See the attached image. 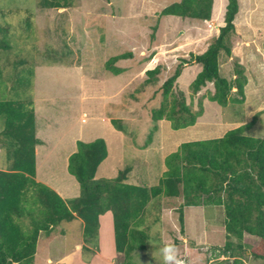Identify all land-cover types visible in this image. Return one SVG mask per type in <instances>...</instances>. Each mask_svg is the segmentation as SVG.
I'll return each mask as SVG.
<instances>
[{"label":"rangeland","instance_id":"374dc122","mask_svg":"<svg viewBox=\"0 0 264 264\" xmlns=\"http://www.w3.org/2000/svg\"><path fill=\"white\" fill-rule=\"evenodd\" d=\"M177 1L0 0V100L19 101L37 112L47 123L49 151L55 156V176L38 180H60L78 140L106 142L108 155L98 166L96 180L114 178L128 167L124 182L151 187L164 176L167 156L184 142L219 138L250 122L245 134L264 138V0H238L228 39L231 54L222 51L219 57L220 73L229 80L238 64L244 68V100L237 102L233 93L226 105L213 101V83L192 92L190 85L202 66L184 63L168 109L182 93L191 111H200L196 123L175 129L163 118L153 129L152 112L162 100L163 82L184 59L203 53L225 24L227 0H214L209 20L159 15ZM120 54L129 55L114 62L121 69L114 74L107 61ZM157 67L159 73L150 81L146 71ZM5 166L0 159V168ZM73 195L68 192L66 201ZM181 204L182 198L164 196L149 203L139 222L149 241L145 250L132 253L129 264H164L162 249L168 245L175 248L178 264H225L227 257L217 256L227 238L223 207H184L181 229ZM17 221L26 231L31 228L28 219ZM81 222L62 221L40 232L34 260L23 264H45L46 255L56 259L71 251L84 240ZM257 241L256 236L244 235L241 242L248 247L241 264H264L249 252ZM97 250L89 249L83 258L95 264H122L123 255L115 249Z\"/></svg>","mask_w":264,"mask_h":264},{"label":"trees","instance_id":"16d2710c","mask_svg":"<svg viewBox=\"0 0 264 264\" xmlns=\"http://www.w3.org/2000/svg\"><path fill=\"white\" fill-rule=\"evenodd\" d=\"M213 2L179 0L162 8L159 15L209 20ZM49 4L54 6L52 2ZM238 11V0H227L225 24L218 36L203 53L191 54L190 59H184L163 82L162 100L152 112L153 129L163 118L170 120L175 129L196 123L200 111L198 115L191 111L182 93L168 109V97L184 63L202 66L190 85L192 92L197 93L207 83H213V101L226 105L233 93L238 95L237 102L244 100L247 83L244 68L238 64L235 77L229 80L220 73L219 59L222 51L231 54L228 39L234 31ZM8 46L4 42V47ZM128 55L111 57L107 61L108 69L119 74L121 69L113 64ZM158 73V67L146 71L150 81ZM232 88H235L234 92ZM0 117L3 118L0 145L6 149V166L0 168V264H23L32 260L40 232L75 218L83 222L84 240L96 244L99 217L106 211L113 214L115 251L123 255L122 264H129L133 252L147 247L149 235L140 228L139 222L149 202L160 196L182 198L179 208L181 229L184 207H223L227 238L217 256H226L225 264H229L231 258L232 264H241L248 247L241 241L248 234L258 237L257 244L249 247L251 257L264 262V138L245 134L253 122L231 129L219 138L182 143L178 151L167 156L164 176L157 186L151 187L124 182L128 167L114 178L96 180L98 166L108 155L106 142L101 138L91 142L78 140L76 151L68 158L67 169L78 182L80 194L67 202L35 179V147L39 139L34 110L25 108L19 101L0 100ZM22 219H28L30 223L31 228L27 231L17 221Z\"/></svg>","mask_w":264,"mask_h":264},{"label":"crops","instance_id":"0c3cea01","mask_svg":"<svg viewBox=\"0 0 264 264\" xmlns=\"http://www.w3.org/2000/svg\"><path fill=\"white\" fill-rule=\"evenodd\" d=\"M34 115H35L36 137L39 139V143L35 147V157H36L35 179L37 181L47 185L48 187L52 188L54 191H56L65 200L67 199L65 197L68 196V192H71V191L74 193V195L70 196L69 198L78 197L80 194L79 184H77L78 182L76 181L75 177L73 175H71L67 169L68 158L74 151H76V149L71 151L67 155V157L65 159L63 171H61L60 180H58L56 178V180L54 182L52 180V183L45 182L43 179L38 180V178L41 176L42 177L55 176V175H53V174H55L53 171L54 163L52 165V160L55 156L52 155L49 151V140L46 137L47 136V123H45L43 120H41L38 117L37 112L35 110H34ZM2 128H3V126L0 125V132H1ZM3 151L5 153V150H3ZM3 151H2V147L0 145V153L2 154ZM0 159H4L3 156H0ZM49 163H51V164L49 165ZM1 165H2V163H1ZM74 180L76 182H74ZM56 183H58V185H56ZM152 202L153 201H151V203ZM191 207L196 208L193 206H189L187 208H191ZM197 207H200V206H197ZM201 207H203V206H201ZM211 207H213V206H211ZM203 208L206 209V207H203ZM81 227L83 228V222H81L80 228ZM110 234H111V236H110ZM62 235L64 236L63 232H62ZM49 242H52V239ZM59 244H61V243L59 242ZM110 247L112 249H115L114 248V237H113V214L111 211H106L105 213H103L99 217L98 241L96 244H89L87 241H84L83 239H81L80 241H77L75 243L74 248H72L71 251L60 253L61 255H59L56 259H54L52 257V255L48 254L45 257L44 262H45V264H59V263L60 264H95V262L89 263L83 258V255H82L83 253H90L85 248L94 249V250L95 249L97 250V248H98V249L102 250L101 251L102 253L103 252L105 253V252H107V249ZM96 252L98 253V250ZM34 257H35V255H34ZM32 260H34V258Z\"/></svg>","mask_w":264,"mask_h":264},{"label":"clouds","instance_id":"9594fccd","mask_svg":"<svg viewBox=\"0 0 264 264\" xmlns=\"http://www.w3.org/2000/svg\"><path fill=\"white\" fill-rule=\"evenodd\" d=\"M164 264H178L176 250L173 246L168 245L162 249Z\"/></svg>","mask_w":264,"mask_h":264}]
</instances>
